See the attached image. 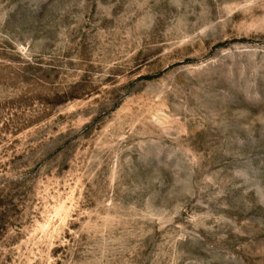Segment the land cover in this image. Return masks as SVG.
<instances>
[{
    "label": "rangeland",
    "instance_id": "374dc122",
    "mask_svg": "<svg viewBox=\"0 0 264 264\" xmlns=\"http://www.w3.org/2000/svg\"><path fill=\"white\" fill-rule=\"evenodd\" d=\"M0 264H264V0H0Z\"/></svg>",
    "mask_w": 264,
    "mask_h": 264
}]
</instances>
